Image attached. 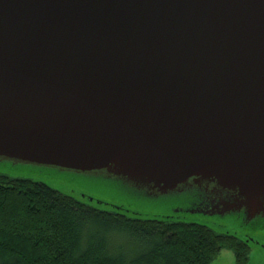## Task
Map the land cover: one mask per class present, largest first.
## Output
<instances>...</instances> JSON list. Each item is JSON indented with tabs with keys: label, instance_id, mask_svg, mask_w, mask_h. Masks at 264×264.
Listing matches in <instances>:
<instances>
[{
	"label": "water",
	"instance_id": "obj_1",
	"mask_svg": "<svg viewBox=\"0 0 264 264\" xmlns=\"http://www.w3.org/2000/svg\"><path fill=\"white\" fill-rule=\"evenodd\" d=\"M0 161L264 227V0H0Z\"/></svg>",
	"mask_w": 264,
	"mask_h": 264
},
{
	"label": "trees",
	"instance_id": "obj_2",
	"mask_svg": "<svg viewBox=\"0 0 264 264\" xmlns=\"http://www.w3.org/2000/svg\"><path fill=\"white\" fill-rule=\"evenodd\" d=\"M223 250L249 264V244L228 234L132 219L0 175V264H213Z\"/></svg>",
	"mask_w": 264,
	"mask_h": 264
},
{
	"label": "rangeland",
	"instance_id": "obj_3",
	"mask_svg": "<svg viewBox=\"0 0 264 264\" xmlns=\"http://www.w3.org/2000/svg\"><path fill=\"white\" fill-rule=\"evenodd\" d=\"M0 175L14 180L43 183L93 208L120 213L132 219L170 220L205 226L218 234L249 241V264H264V227L247 224L239 215L225 217L195 213V199L185 193L153 197L104 175L82 176L57 169L0 161ZM213 264H236L233 253L223 250Z\"/></svg>",
	"mask_w": 264,
	"mask_h": 264
}]
</instances>
